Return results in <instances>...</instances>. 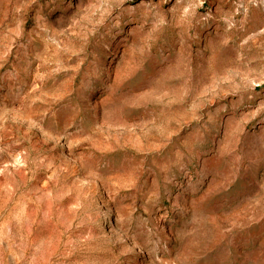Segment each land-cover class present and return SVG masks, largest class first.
<instances>
[{"label":"rangeland","instance_id":"rangeland-1","mask_svg":"<svg viewBox=\"0 0 264 264\" xmlns=\"http://www.w3.org/2000/svg\"><path fill=\"white\" fill-rule=\"evenodd\" d=\"M0 264H264V0H0Z\"/></svg>","mask_w":264,"mask_h":264}]
</instances>
